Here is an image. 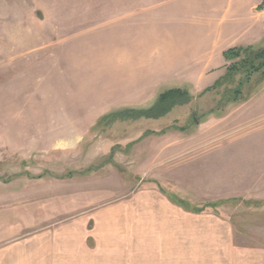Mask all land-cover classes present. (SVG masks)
Listing matches in <instances>:
<instances>
[{
	"label": "rangeland",
	"instance_id": "rangeland-1",
	"mask_svg": "<svg viewBox=\"0 0 264 264\" xmlns=\"http://www.w3.org/2000/svg\"><path fill=\"white\" fill-rule=\"evenodd\" d=\"M195 1L19 0L13 15L4 9L0 24L22 27L0 29V209L9 206L2 228L12 230L2 247L15 243L13 255L30 260L10 264H264V71L230 101L227 84L215 85L234 62L221 50L210 64L198 49L194 65L173 63L178 50L166 46L185 26L203 43L202 25L214 19ZM259 22L257 36L264 15ZM125 26L133 30L116 32L122 40L145 29L163 47L126 49L120 64L107 46L98 58L77 48L106 45ZM169 89L184 93L161 108ZM48 214L68 216L48 225L51 240L41 235ZM28 218L37 227L20 235Z\"/></svg>",
	"mask_w": 264,
	"mask_h": 264
},
{
	"label": "crops",
	"instance_id": "crops-1",
	"mask_svg": "<svg viewBox=\"0 0 264 264\" xmlns=\"http://www.w3.org/2000/svg\"><path fill=\"white\" fill-rule=\"evenodd\" d=\"M5 1L6 0H0V17L9 15L8 13L4 12L5 8H6L5 11H7L10 8L9 6H11L10 10H11V14L13 15L14 9L18 10V7H19L17 3L19 0H11V5L8 4L7 5L8 7L5 6V3H4ZM46 1L49 2V5L52 2V0H46ZM263 3H264V0H198V2L197 1L193 2L194 7H200L199 10L202 9L203 12H206V16H211V18H214V19H211L208 22L205 21L202 25L203 32H205L204 37H203V40H204L203 43L197 45V43L194 41L195 31L191 30L192 28L190 26H185L183 28V33H182L183 35H181V32H180L177 35L176 40L172 41V46H166L167 48L171 47L174 51L178 50L177 52H173V57H172V59L174 60L173 63H177V64L187 63V64L194 65L195 61L192 59H193V56L197 54L195 51L196 49H198V52L200 54L202 52L209 54V55L207 54L208 57L207 56L203 57V59H201L199 62L210 64L212 62V55L218 54L217 52L220 50H221L220 52L223 58V52L226 49L233 47V46L260 47L261 45L257 46V44H260L264 40V37H263L264 35L257 36L256 33H258V27L260 24L259 21L261 19V16L264 15V7L260 11L262 12L261 16L258 14V11H256V8L262 5ZM83 13H85L86 15H89L90 12L88 11V12H83ZM59 16L61 19L65 18L63 22H66L67 24L68 22L74 23L75 21V17L73 15H69L68 13H66L65 9L60 10ZM19 17H20V14L16 13L15 18H19ZM73 18H74V21H72ZM4 20L5 21H2V23L0 24V29L3 32L9 31L7 27L10 25L15 26V28L14 26H12L13 27L12 32L16 33V32L21 31L20 27L22 26H20L18 21H16V24H14L13 21H9L6 18ZM121 29H123L124 32L126 30H130V31L131 29L133 30L132 26L130 28L126 26L116 27L110 30V32H108V34L113 36V38L110 41H107L106 45L105 44L103 45L102 44L103 42L91 44L88 41H85V42L82 41V44L78 45L77 48H81V49L92 48V51L89 54H93V55L95 54L96 58H98L103 55L101 50L105 49L107 46V48L109 49L108 58L113 60V64L114 63L120 64L123 62L122 60L126 58V55H125L126 49L137 48L138 46L139 47L143 46L142 48H146V50H148L149 48L153 49V47H156V46L163 47L164 39L163 37L159 38L158 33L152 36L150 34L148 35L149 32L145 31V29H142L140 30L139 35L136 36V40L127 41L125 40V36H123V40H122V38H120V34L116 33V32H119V30ZM142 32H147V33L144 34ZM143 38H147L146 41H144V43L141 40ZM140 42L143 44L139 45ZM153 43L155 44L153 45ZM97 49H98V52L96 54ZM180 49L182 50V52L180 51ZM209 50H210V53H209ZM181 53L185 57H181ZM73 191H76V190L73 189ZM54 192H56V189H54ZM33 198L37 199L36 195L34 194L29 195L27 199L25 200H27L26 202H28L32 200ZM5 209L9 210V206L8 208L2 207V209H0V264H10L14 262L11 257L13 256L14 258L15 255L19 256L18 258L19 259L21 258L23 263L25 262L27 263L30 261L27 254L17 255L14 252V255H13V253L11 252L12 250H14V248L17 249L15 243H13L11 246H8L6 248L2 247V241L6 240V238H8L9 235L12 234V230L10 227L4 230L2 228V225L4 222L2 221L1 218L4 217L8 212V211L7 212L2 211ZM67 217L68 216L61 217V216H52V214H48L46 217L43 218L44 223L42 225L44 227L42 228L44 230L41 235H43V237H45L46 240H51V237H50L51 232L50 230L47 231V229H49L47 228L49 227L48 225L53 222L55 223L61 219L65 221V218ZM36 227L37 226L34 223V220L31 218H28L27 221L25 220L21 226L20 225L16 226L15 230L19 231V234L21 235L23 234L22 231L25 230L26 232L28 231L31 232ZM76 227L77 225H75L74 228L70 230L76 231ZM64 239L66 240L67 236H64ZM32 240H35V239H32ZM33 243L34 241L31 243V245ZM31 245H28V246L31 247ZM31 249L32 250L29 255L31 256L32 259L34 258V261H35V257H36L35 246L32 245ZM9 252H11L12 255L11 254L9 255Z\"/></svg>",
	"mask_w": 264,
	"mask_h": 264
},
{
	"label": "trees",
	"instance_id": "trees-1",
	"mask_svg": "<svg viewBox=\"0 0 264 264\" xmlns=\"http://www.w3.org/2000/svg\"><path fill=\"white\" fill-rule=\"evenodd\" d=\"M223 58L226 61L234 62L226 68L225 75L220 77L217 82H215V85H222L225 82L227 87H229V95L232 96L230 101L240 100V87L244 83H248L254 74L264 71V46L258 48H253L252 46H233L223 52ZM237 75L239 78L236 81ZM183 93L184 92L180 89H169L161 93L158 99V102L162 105L161 108H164L167 103L171 102L169 101L171 98ZM160 111L161 109L159 111L150 109L147 112L151 114L152 117H157ZM176 202L182 204L181 199ZM201 210L202 208H196L193 211L200 212Z\"/></svg>",
	"mask_w": 264,
	"mask_h": 264
}]
</instances>
